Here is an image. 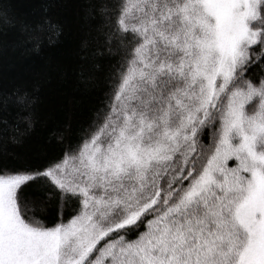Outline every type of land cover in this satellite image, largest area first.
I'll list each match as a JSON object with an SVG mask.
<instances>
[{
  "label": "snow or ice",
  "instance_id": "6c2138e0",
  "mask_svg": "<svg viewBox=\"0 0 264 264\" xmlns=\"http://www.w3.org/2000/svg\"><path fill=\"white\" fill-rule=\"evenodd\" d=\"M82 8L77 72L104 101L49 137L59 155L14 150L37 97L0 88V264H264V0ZM11 12L0 34L37 50L63 34Z\"/></svg>",
  "mask_w": 264,
  "mask_h": 264
},
{
  "label": "trees",
  "instance_id": "16d2710c",
  "mask_svg": "<svg viewBox=\"0 0 264 264\" xmlns=\"http://www.w3.org/2000/svg\"><path fill=\"white\" fill-rule=\"evenodd\" d=\"M11 14L26 23H35L48 8L47 15L62 26L63 34L51 44L44 42L37 50L16 28L0 34L5 47L0 50V88H19L34 93L36 123L26 135L25 143L14 150L33 163L37 150L44 149L47 158L59 155L47 141L69 121L75 132L86 126L104 101L101 87L86 86L78 76L79 42L87 29L82 0H9ZM12 123H23L13 110L7 117ZM42 162V159L41 161Z\"/></svg>",
  "mask_w": 264,
  "mask_h": 264
}]
</instances>
